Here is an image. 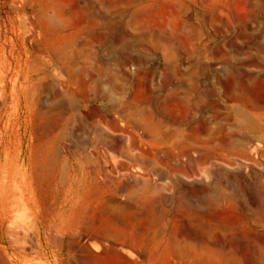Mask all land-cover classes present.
Returning <instances> with one entry per match:
<instances>
[{"label": "rangeland", "instance_id": "obj_1", "mask_svg": "<svg viewBox=\"0 0 264 264\" xmlns=\"http://www.w3.org/2000/svg\"><path fill=\"white\" fill-rule=\"evenodd\" d=\"M5 152L14 264H264V0H0Z\"/></svg>", "mask_w": 264, "mask_h": 264}, {"label": "bare ground", "instance_id": "obj_2", "mask_svg": "<svg viewBox=\"0 0 264 264\" xmlns=\"http://www.w3.org/2000/svg\"><path fill=\"white\" fill-rule=\"evenodd\" d=\"M10 154L8 152H5L0 155V172L3 171L5 175V181L6 183L0 185V228L2 230L3 226L7 228V224L12 223L17 220V222H24L25 219L29 216H35L37 220L39 219L38 223L42 224L44 227H48L51 231L53 224L50 223V218L47 214V211L43 208L41 199L36 200V207L30 210L28 213L26 210V201L27 203L31 204L30 201L34 204V199L30 194H28V191H25V198H21V195L17 194L15 183H14V177L12 176V170L9 168L12 166L13 161L10 160ZM16 159L15 157H13ZM18 159V158H17ZM16 159V160H17ZM34 159L31 158V154L28 157V160H26V166L29 168V171L32 169ZM19 170H22L18 168ZM64 204L62 200H59L57 206H56V212L55 215L57 217L58 223V229L62 226V221L64 219ZM16 219V220H15ZM35 224V223H34ZM44 229V228H43ZM8 230V229H6ZM62 247L61 239H59L58 236L53 237L52 243L49 246H46L44 243L42 244V248L45 252V258H43V261L46 260L54 261L55 264H60L63 255H62ZM48 249V250H46ZM43 252V253H44ZM8 254L7 247L0 246V264H5L6 262H9L11 264H14L8 260H10ZM12 258V257H11Z\"/></svg>", "mask_w": 264, "mask_h": 264}, {"label": "crops", "instance_id": "obj_3", "mask_svg": "<svg viewBox=\"0 0 264 264\" xmlns=\"http://www.w3.org/2000/svg\"><path fill=\"white\" fill-rule=\"evenodd\" d=\"M140 77V75H139ZM138 82V81H137ZM144 87L141 86L140 82H138V85H132L131 87H129V91L132 92V96L134 99V96H136L137 94H140V91L143 90ZM164 92L161 91V95H163ZM155 96H157V92L154 93Z\"/></svg>", "mask_w": 264, "mask_h": 264}]
</instances>
